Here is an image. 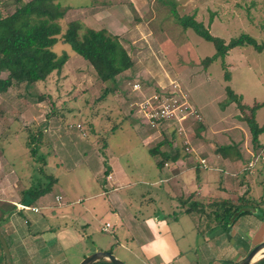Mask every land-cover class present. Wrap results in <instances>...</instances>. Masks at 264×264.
<instances>
[{
	"label": "rangeland",
	"instance_id": "rangeland-1",
	"mask_svg": "<svg viewBox=\"0 0 264 264\" xmlns=\"http://www.w3.org/2000/svg\"><path fill=\"white\" fill-rule=\"evenodd\" d=\"M27 1L22 0L23 3ZM173 1L178 16H194L208 27L212 36L226 43L241 34H248L258 43H264V0ZM55 2L69 8L63 25L78 20L86 27L105 29L117 36L132 55L134 67L117 77L116 88L104 98L103 94L110 84L101 83L89 64L68 45L58 44L54 50L69 56L61 72L51 74L44 82L29 87L18 85L0 95V206H13L12 213L16 214L18 210L15 204L21 203L23 193L34 187L44 188L52 177L61 182L65 191L74 188L71 189L74 196H92L99 184L97 177L85 167L87 157L83 156L91 150L90 153L96 152L102 158L109 149L111 156H115L113 162L116 164L118 160L135 182L133 201L135 199L138 203V197V204L146 210L163 212L171 207L177 210L179 202L175 199L182 192L181 187L189 192L196 190L197 184L194 170L189 172L190 178L181 172L178 176L171 174L166 183L158 182L166 178L162 176L166 171L157 168L155 161L159 158H152L148 151L166 137L173 149L164 145L160 151L168 153L178 148L183 154H190L181 160L184 161L183 166L193 168H198L193 158L196 153L199 159L203 157L210 163L208 178L227 187L224 195L213 193L199 199L206 202L207 199L223 198L238 203L240 198H247L264 208V161L258 163L250 174L245 172L252 155L259 151L253 148L249 129L242 119L249 112L243 114L235 104H226L225 94V88L229 86L242 98L243 105L252 107L263 104L256 111L255 119L258 125L264 124V50L257 52L249 46L231 50L225 58L230 73V82H226L219 61L208 68L203 65V60L214 54V46L190 30L183 31L170 13V7L158 0ZM0 3H3L0 4V16L9 15L15 9L11 0H0ZM137 85L140 86L139 90L135 89ZM165 94L180 102L184 96L191 107L190 112L195 111L184 125L185 134H179L173 128L170 132L165 131L166 127L152 129L144 115H141L138 125L133 124L131 113L141 114L152 96L160 98ZM39 97L44 99L41 101ZM196 115L198 118H195ZM197 124L203 127L198 133ZM172 133L174 138L171 137ZM138 135L146 142L145 147ZM261 137L264 141V135ZM33 138L37 143H31ZM227 146L237 147L244 162L233 161L229 166H223L221 158L214 157V152ZM32 147L38 149L35 156L31 154ZM191 149L195 153L189 151ZM62 164L65 167L80 164L76 177H73V173L67 175ZM215 168H223L228 173L219 175ZM91 169L95 170L94 162ZM198 170L201 174L205 173L201 168ZM144 190L150 191V197L155 200L153 205L152 202L148 203L149 194H145ZM58 193L53 183L49 195L38 198L32 206L41 205L44 215L54 212L58 221L53 225L60 229L59 233H72L73 239L60 237V240L67 239L60 249L69 264L80 263L84 256L94 253L96 245L101 249H107L109 243L115 247L114 236L100 231L101 224H114V218L106 214L102 204L93 206L90 203L91 209L87 207L90 205L88 203L85 206L77 205L73 212L68 213L65 209L70 200H64L65 204L58 208L55 201V195H61ZM120 193L124 194L123 191ZM202 194L205 195V191ZM61 210L65 211L62 213ZM254 211L250 215L261 217L260 227L255 228L254 232L240 230L231 240L241 245L245 255L264 238V212L258 207ZM22 212H29L27 218L31 228L35 215L30 211ZM198 212L191 216L194 222L202 217L201 228L204 229L205 219ZM36 216L43 218L42 214ZM5 219L6 216H3L0 223L2 233V227L7 228ZM115 236L120 240L118 233ZM4 237L10 246L5 234ZM244 243L251 250L245 249L242 246ZM110 251H114L113 254L125 264H140L126 250L114 248ZM11 258L14 259L13 256ZM13 264L23 262L14 259Z\"/></svg>",
	"mask_w": 264,
	"mask_h": 264
},
{
	"label": "trees",
	"instance_id": "trees-1",
	"mask_svg": "<svg viewBox=\"0 0 264 264\" xmlns=\"http://www.w3.org/2000/svg\"><path fill=\"white\" fill-rule=\"evenodd\" d=\"M11 1L15 6L14 11L9 15L0 16V95L7 93L10 88L18 85L23 84L25 87H29V85L44 82L51 74L61 72L69 56L65 52L58 54L54 50L58 44L68 45L76 55L89 64L101 83L110 84L103 94L104 98L116 88L117 77L134 67L132 55L126 51L117 36L110 34L105 29L94 30L86 27L78 20L64 23L63 25L62 23L65 22V15L68 13L69 8L62 7L55 0H29L25 3L22 0ZM158 1L170 7V13L174 17L176 24L183 31L190 30L199 38L214 46V54L206 57L203 60V65L208 68L219 61L224 72L223 78L226 82H230V73L227 69L225 58L231 50L245 46L252 47L257 52L264 50V43H258L248 34H241L226 43L223 39L212 36L208 27L197 21L194 16H178L175 10L176 4L173 0ZM211 22L212 20L209 21V24ZM2 75H5V78H2ZM225 94L227 97L226 104H235L243 114L246 111L249 112L242 119L249 129L253 148L256 151L259 150L258 154H263L264 143L260 142V137L264 135V124L258 125L255 119L256 111L263 104H257L252 107L243 105L242 98L237 96L229 86L225 88ZM39 99L42 101L44 97H39ZM226 104H222L223 107ZM135 120L137 122V119L134 118L132 120L133 124ZM166 128L162 130L164 131ZM202 129L203 127L199 124L196 132L198 133ZM169 130L173 131L169 127L165 131L168 132ZM166 132L162 133L166 134ZM38 133L42 137L41 132L38 131ZM173 136L174 133L171 134L172 138H174ZM166 139L164 137L162 142L157 143L148 151L152 158H159L155 161L159 169L165 167L166 164H174L181 159L184 160L186 156L189 157L190 155L183 154L178 148L174 149V152L160 151L164 145L173 149L172 143ZM31 143L35 144L37 141L33 138ZM29 145L31 144L29 143ZM37 150V147H32L31 154L35 156ZM217 154L224 159L231 158V156H235L238 160L241 159L237 148L233 146L220 147L217 149ZM197 167L201 168L198 163ZM53 181L55 180L52 177V180L44 188L34 187L24 192L21 200L23 205L26 204V206L32 207L38 198L50 193ZM257 207L259 208L256 203L247 198H240L238 203H233L232 200L223 198H217L216 200L207 199L205 202L192 193L187 197L179 196L178 214L191 215L199 211L198 214L203 215L205 219V227L201 231L219 228L222 232H225L229 230L240 216L249 214L242 212L231 222L232 217L241 209H256ZM13 210V206H0V223L2 217H8ZM201 220H203L202 217H199L196 223L201 224L203 222ZM10 263L13 264L12 258ZM0 264H8L1 245ZM95 264L112 263L102 260ZM254 264H264V257Z\"/></svg>",
	"mask_w": 264,
	"mask_h": 264
},
{
	"label": "crops",
	"instance_id": "crops-1",
	"mask_svg": "<svg viewBox=\"0 0 264 264\" xmlns=\"http://www.w3.org/2000/svg\"><path fill=\"white\" fill-rule=\"evenodd\" d=\"M196 109L199 110L198 108ZM199 112V114H201V111ZM131 114H133V119H137V122L136 120L134 121V125H138L141 114L135 112ZM139 137L141 144L145 147L146 142L142 140L141 136ZM261 138L262 137H260V142L264 143ZM90 152L92 151L90 150L83 156V158L87 157L85 167L89 169L90 174H94V176L97 177L96 182L99 184L92 196H74L71 191V189L74 188L65 191L64 188H62L61 182H59L56 177H53L55 180L53 182L57 186L59 193H61V195H55L58 208L65 204L64 200H70V202L66 203L67 208L65 209L68 213L73 212L72 210H74L77 205L81 206L83 204L82 206H85V203H93V206L95 204L101 206L102 204L101 207L106 210V214L114 218L113 225L111 223L101 224L100 231L102 233H110V235L114 236V243L117 246L115 245L114 247V244L109 243L107 249H101L96 245L94 246V253L98 251H109L113 254L114 251L112 252L110 250L114 248L126 250L130 253V257L137 259L140 264H239L243 258H245L246 253L243 254L241 245L231 241L232 236L237 234L240 230H253L254 232L255 228L258 226L260 227L262 223L261 217L255 218L249 213V215L241 220H237L228 231L222 232L221 229L215 228L214 230H205L203 232L201 231V224L194 222L191 215H180L178 214L179 210H175L174 207L163 212L143 209L142 205L138 204L140 202L138 197V203H136L135 199L134 201L132 199V193L135 192V182L126 174L118 160L116 164L113 162L115 156H111L110 150L106 149L105 156L102 158H99L96 152ZM214 155L216 158H221L223 166H229L231 163H234L233 161L237 163L244 162L242 156L239 160L236 159L235 156L224 159L217 154V150L214 152ZM83 158L81 162L84 161ZM213 161L215 162V160ZM93 162L95 166L94 171L91 169ZM183 165L184 161L180 160L159 169L161 171H166V174L162 175L166 178L158 180L160 183L168 182V178L171 174L178 176L181 172L184 173L183 176L185 175V177L190 178L189 172L194 170L197 189L188 192L181 187L182 192L177 195L178 199H175V201L177 200V202H179V196L187 197V195L192 193L196 194L198 197H206L208 195H213V193L226 194L225 190L227 187L213 182V178H208L209 169L201 168L205 170V173L201 174L198 168ZM61 166L66 168L65 171L67 175L73 173V177H76L75 173L80 164L78 166L73 165V167H65V164ZM220 169L223 170L222 173L218 172L216 169L219 175L228 173L225 169ZM214 188L215 190H213ZM59 189H61V191ZM121 191H123L125 195L120 193ZM144 191L145 194H149L147 197L148 203L152 202L151 205H153L155 200L153 197H150V191ZM204 191L206 193L205 195L202 194ZM44 196L41 198H45ZM58 198H61L59 202ZM91 204L87 206L89 209L92 208ZM16 205L17 204H15V206ZM31 208L39 210V212L28 210L35 215V217H32V229L28 226L30 223L27 218L29 212L23 213L18 210L16 214H10L4 221V225L7 228L4 229L2 227V234L3 237L5 234L10 243V246L7 245L9 246V250L11 249L10 253L12 251L11 256H13L15 260L23 262V264H69L64 256L63 250L60 249V245L67 239H73L72 233H59L60 229L57 230L53 225L54 222L58 221V219H56L57 215L54 214V212L44 215L41 205H35ZM259 209L264 212V208L259 207ZM65 210H61L62 213ZM37 214H42L43 218L36 216ZM91 214H93L92 211ZM48 221H50V224ZM105 224L109 225L108 232L102 230ZM84 225L90 226L89 223H84ZM116 233H118L120 240L115 236ZM61 235L67 239L63 238V240H60V237H62ZM86 235V232H84V236ZM262 241H264V238L260 243ZM242 246L248 251L251 250L248 249L249 245L246 243ZM114 256L123 261L119 256ZM85 257L86 256H84V258Z\"/></svg>",
	"mask_w": 264,
	"mask_h": 264
},
{
	"label": "built area",
	"instance_id": "built-area-1",
	"mask_svg": "<svg viewBox=\"0 0 264 264\" xmlns=\"http://www.w3.org/2000/svg\"><path fill=\"white\" fill-rule=\"evenodd\" d=\"M139 85L135 86L136 90H139ZM134 89V90H135ZM141 115H144L147 119V125L152 129H159L162 127H169L175 129L179 134H185L184 125L188 121V117L195 114V111L190 112V106L187 99L182 96V101H177L175 98L170 97L168 94H165L162 97H158L156 95L152 96L147 105H144ZM155 106V107H154ZM157 106V107H156ZM142 117V116H141ZM198 118V115L195 116ZM79 128V127H78ZM185 145H188L185 143ZM193 153L194 150H189ZM195 161L199 164V166L203 169H209L210 163L204 158H198L195 153V157H193ZM264 161V154L252 155V158L247 163L245 168V172L249 174L253 171L258 163ZM166 167L168 164L165 165ZM216 169V168H215ZM217 171L222 172L221 169H217ZM61 198H58V202ZM17 210L19 211H28L31 210L33 212H39L36 208H29L24 206L23 204L16 205ZM109 225H105L103 227V231H108Z\"/></svg>",
	"mask_w": 264,
	"mask_h": 264
},
{
	"label": "water",
	"instance_id": "water-1",
	"mask_svg": "<svg viewBox=\"0 0 264 264\" xmlns=\"http://www.w3.org/2000/svg\"><path fill=\"white\" fill-rule=\"evenodd\" d=\"M242 212L253 213L255 211L253 208L241 209L238 213H236L232 217L231 222H233L237 218V216ZM0 245L2 247V251L6 257V260L8 261V264H11L10 263V260H11L10 250H9V247L7 245L5 238L2 235L1 230H0ZM263 251H264V241L258 244L257 246H255L245 256V258H243V260L239 264H254L259 259L264 257V254H262L261 257L256 260V257ZM102 260H106L112 264H125L122 261H120L118 258H116L109 251H98V252L92 253L91 255L86 256L79 264H95L96 262H99Z\"/></svg>",
	"mask_w": 264,
	"mask_h": 264
},
{
	"label": "bare ground",
	"instance_id": "bare-ground-1",
	"mask_svg": "<svg viewBox=\"0 0 264 264\" xmlns=\"http://www.w3.org/2000/svg\"><path fill=\"white\" fill-rule=\"evenodd\" d=\"M264 254V251L261 252L257 257H256V260L259 259L261 257V255Z\"/></svg>",
	"mask_w": 264,
	"mask_h": 264
}]
</instances>
